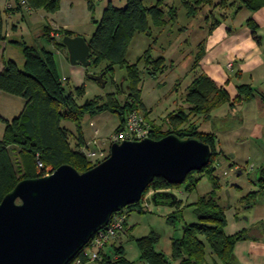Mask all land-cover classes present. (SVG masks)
<instances>
[{"label":"trees","instance_id":"16d2710c","mask_svg":"<svg viewBox=\"0 0 264 264\" xmlns=\"http://www.w3.org/2000/svg\"><path fill=\"white\" fill-rule=\"evenodd\" d=\"M24 1L21 3L20 0H12L10 7L0 10V40L5 37V13L39 8H43L47 12H54L59 2V0ZM161 2L162 0H157V2L146 6L142 0H124L122 6H115L108 1L100 18L94 20L93 32L87 40L90 64L97 65L100 60H104L105 64L101 70L104 72L103 77L108 71L111 72L114 64L125 68V74L122 76L123 80H126L125 96L121 103L116 98L115 91L106 93L104 97L86 98L79 103L78 97L82 96V87L76 86L73 90L66 89L64 84L66 78L61 80L58 75L54 51L39 45H27L24 41L13 40L21 47L23 64L19 67L11 58L4 61L3 67L0 69V89L23 98L24 106L12 118L2 119L4 132L0 138V200L18 180L39 175L37 171H34L36 159H39L43 164L51 165L52 168L62 163H68L78 171H83L94 164L86 159L83 152L79 150V147L85 142L80 128L83 116H90L104 110L116 113L119 121L115 129L123 123L126 114L131 109H139L144 117H148V110L140 97L141 78L137 63H129L125 57L133 34L135 32L149 33L148 17L155 25L165 23ZM180 2L188 17L195 16L206 5H210V8L213 9L233 3H228L227 0H180ZM240 4L238 8L245 7L254 10L264 6V0H240ZM87 7L89 10L93 9L91 0H87ZM211 11L205 13L204 16L210 18ZM175 18V6H168V20L173 21ZM250 21L251 18L246 19L247 23ZM217 22V19L212 18L209 28H212ZM251 28L254 30V24L251 25ZM50 30L52 29L49 25H44L42 35L53 39L54 34L50 35ZM65 34L74 35L68 29L62 30L59 35ZM257 38L259 36L256 35ZM54 47L55 49H65L61 40L54 41ZM200 53L201 50L196 52L193 67L196 66ZM142 57L145 72L149 76L153 77L161 71L164 62L162 56L152 57L146 50ZM89 73H86L87 78H89ZM115 87L116 90H122V86L118 83ZM236 89L237 94L233 101L238 102L241 99L254 96L256 92L254 88L245 83L238 84ZM263 98L261 97V99ZM229 99L225 88L216 86L207 75L199 72L193 75L186 87L183 101L189 105L187 112L181 107L169 112L163 118L167 126L166 130H161V125H155L148 120L151 125L149 136L152 138H159L169 132H175L181 137H196L210 144L212 154L209 162L198 170L188 172L185 176L184 180H189L188 190L193 189L198 181V177L192 178V173L205 171L216 188L215 179L210 175V172L213 170L214 157L218 153L215 146L217 138L213 132L200 131L197 127L180 128V126L187 123L191 112L200 114L202 119L206 120L212 109ZM64 119L75 123V134L69 133L62 125L61 120ZM71 137L74 139L73 145L70 143ZM258 172L257 180L263 185L264 165L259 167ZM177 185L169 183L161 176H156L148 187L151 186L152 191H156L171 189ZM147 188L142 193V197ZM254 193L252 192L244 198L246 204L250 203ZM158 198L163 197L158 196ZM178 203L177 200L176 204ZM192 206L197 221L182 226L181 236L171 241L169 256L155 248L159 235L151 230L135 239L139 258L148 264H238L232 250L235 242L258 235L264 236L263 224H260L255 230L243 229L232 234H225L223 230L225 206L221 205L213 194L198 196ZM124 208L126 211L141 212L143 210L139 206V201L130 203ZM110 245L100 253V257L93 263L134 264L126 257L122 245L114 243ZM206 248L211 255L210 261L206 257ZM78 255L80 252L68 264H72ZM87 262L88 259L82 257L79 264Z\"/></svg>","mask_w":264,"mask_h":264},{"label":"rangeland","instance_id":"374dc122","mask_svg":"<svg viewBox=\"0 0 264 264\" xmlns=\"http://www.w3.org/2000/svg\"><path fill=\"white\" fill-rule=\"evenodd\" d=\"M108 1L115 6L124 4V0H91L93 9L89 10L87 0H59L57 9L54 12H47L43 8H39L31 16L28 13L24 14L23 17L21 15L16 16L18 20L16 28L8 34L11 38L24 41L27 45H39L55 51L54 41L61 40L62 35L60 36L59 34L64 29L70 30L75 35L91 36L94 29V20L100 18L102 10ZM142 2L148 6L157 2V0H142ZM232 2L240 3V0H232ZM171 5L175 6L178 16V19L175 18L173 21L168 20V6ZM210 7V5H206L195 16L188 18L184 13L180 0H162L161 8L165 23L155 25L148 17L149 33L138 32L132 37L129 51L126 53L125 58L129 63H137L141 78L139 84L141 88L140 97L148 110L147 119L155 123V125H161V130L167 129L163 118L169 112L178 107L183 108L186 112L188 111L189 105L183 101L187 82L189 81L187 71L190 69L192 55L196 51L198 41L203 35L198 27L204 23L202 21L205 19V13L212 10ZM220 11H224L223 7H220ZM218 16L217 14L216 17ZM46 24L52 29L50 31H55L56 35H53V39L42 35L43 27ZM178 44L183 47L181 50L184 49V51L174 60ZM146 50L152 57L162 56L164 58L161 71L153 77L145 72L142 56ZM4 53L5 55L8 54L21 67L22 53L18 45H10L5 49ZM187 54L191 55H188L187 59H185L183 55ZM56 57L59 61L58 55ZM177 58L182 59L179 60ZM104 62V60H100L97 65L83 66L81 64H71L68 60H64V64L58 72L65 76L64 84L67 90H73L76 86L82 87V96L78 97L79 103L86 98L104 97L106 93L111 91H115V96L120 103L123 101L126 80H121V78L125 74L124 67L114 64L111 72L108 71L104 75L106 83L102 87L97 81L86 77V73L89 72L99 73L104 66ZM120 81H122V90H116L115 85L119 84ZM262 96L264 97V88L255 92L252 97L241 99L240 102L242 103L238 107L230 108L229 104V106L221 104L217 108L218 110L212 111L211 118L205 122L201 121L202 117L200 114L191 112L187 123L182 124L180 128L197 127L200 131L207 132L211 130L218 132L220 130L219 126L220 128L225 126L226 130L232 127L228 129L231 132L230 140L229 138L223 139L222 148L221 144L219 147V141L216 140L215 146L218 153L214 157L213 170L210 172V175L215 179L216 188H214L212 180L205 173L206 171L201 173L194 172L192 173V178L198 177V181L193 189H187L189 184L187 179L172 187V192L177 196L179 203L169 206L154 204L150 199L152 188L149 186L144 196L139 200V206L143 210L141 212L136 210L126 211L127 223L125 232L110 244L122 245L125 249L126 257L133 261L134 264H148L139 258L135 239L152 230L159 235L155 248L167 256L171 251L172 239L181 236L182 226L197 221L192 203L200 195L213 194L221 205L224 202H228L227 207H225L227 208L225 213L236 212L238 216L247 217L250 214L252 215L254 207L245 208L244 198L254 191L253 185L257 181L255 180L256 170L262 162L260 143H262L263 139H253L243 135L245 133L243 130L244 126L248 127L247 124L264 110V101L260 98ZM137 110L143 114L139 109ZM243 115H245V120L241 118ZM257 118L260 121L262 120L261 116ZM118 121L119 118L116 113L104 110L90 116H83L80 121V128L85 137H98L99 147L109 152L106 139L115 130V125L118 124ZM61 123L69 133L75 134L76 125L73 121L64 119L61 120ZM220 142H222L221 139ZM70 143L74 144L72 137L70 138ZM227 151L234 154V162L242 168L241 173L235 174L233 171L234 167H232L234 165L229 167L226 159L228 155L224 153ZM34 171H36V163L34 164ZM253 198L249 202H252ZM110 244L107 248L111 246ZM86 264L95 263L88 261Z\"/></svg>","mask_w":264,"mask_h":264},{"label":"water","instance_id":"95a60500","mask_svg":"<svg viewBox=\"0 0 264 264\" xmlns=\"http://www.w3.org/2000/svg\"><path fill=\"white\" fill-rule=\"evenodd\" d=\"M61 42L71 64H90L82 35L65 34ZM103 74L88 77L102 87ZM211 154L210 144L169 132L112 142L108 155L83 171L62 163L48 174L18 180L0 200V264H68L112 213L141 199L154 177L179 184ZM150 199L172 206L177 196L156 190Z\"/></svg>","mask_w":264,"mask_h":264},{"label":"crops","instance_id":"0c3cea01","mask_svg":"<svg viewBox=\"0 0 264 264\" xmlns=\"http://www.w3.org/2000/svg\"><path fill=\"white\" fill-rule=\"evenodd\" d=\"M11 2L12 0H0V10H4L6 7H8V4H11ZM229 2H232V0H228V3ZM239 5L241 4L236 2L224 6L223 12L220 11V7L217 6L212 9L209 15L210 18H206L204 16L205 19H203L202 21L204 23L199 25L198 27L203 35L200 38V41H198L196 51L192 55L193 58L190 64V69L189 71H187V74L189 75V81L187 82V85L191 81L194 74L202 72L207 75L216 86L225 88L230 99L229 101L222 103V105H230V108L238 107V105L242 103L240 101H233V98L237 94L236 86L238 84H249L256 90V92L264 88V6H260L259 8L252 10L245 7L238 8ZM36 10L38 9H23L22 12L11 11L10 13H5V37L4 39L0 40V69L3 67L4 61L11 58L10 56H8V54L5 55V49L13 44H16L20 47L18 43L13 41L16 39L11 38L8 34L11 33L14 28H16V23H18L16 16L21 15L23 17V15L27 13L31 16ZM199 12L200 10L198 11V13ZM217 14L219 15L218 17H216ZM212 18L217 19L218 22L212 28H209V23ZM247 18H251V21L249 23L246 22ZM176 19H178L177 14ZM250 24H254V30L251 28ZM51 34H54V36L56 35L55 33H53V31H50V35ZM256 35L259 36V38L256 39ZM83 37L88 40L90 36ZM130 43L128 45L126 53H128L129 51ZM182 48L183 47H180L179 44L176 46L174 60H176V57H179L182 54V51H184V49L181 50ZM54 50L57 71H60L61 66L64 64V60H68L67 51L66 48L64 50ZM199 50H201L199 60L197 61L196 66L193 67L194 56ZM57 55L60 58L59 61L57 60ZM188 55L191 54L183 56H185V59H187ZM177 59L181 60L182 58ZM16 64L19 66L17 62ZM58 75L60 78L65 77L61 72H58ZM122 79L123 77L121 78V80ZM121 82L122 81L119 82L120 86H122ZM261 100L264 101V98ZM23 106V98L0 89V138L3 136L4 132V122L2 119H10L13 116L17 115L22 110ZM218 107L219 106L210 111L209 117L206 120H209L211 118L212 111L217 109ZM145 108L147 109L146 105ZM260 116L262 117L261 121L257 118ZM257 117H255L249 124H247L248 127L244 126L245 128L243 132L245 133L243 135H247L248 137L253 139H263L262 143H260L262 155V162L260 166H262L264 165V110ZM241 118L242 120H245V115H243V117ZM206 120L201 119L202 122H205ZM116 126L117 125H115V127ZM231 128L232 127H229L228 129ZM219 129L220 130L218 132H214L211 130L208 132H213L216 135V138L219 141V147L221 144L222 148V145L224 143L223 139L229 138L230 140L231 132L228 129L226 130L225 126L224 128H220L219 126ZM83 137L86 141L91 136L85 137L83 135ZM220 139L222 140V142H220ZM224 153L225 155H228L226 156V159L228 161L229 167L231 165H234L232 167H234L233 171L235 172V174L241 173L242 168H240L239 165L234 162V154H231L228 151ZM260 166H258L256 170L257 172L255 174V180H257L258 178V170ZM253 188V192H255L253 195V201L249 204H246L244 202L245 208L254 207L252 215L250 214L248 217L243 215L238 216L236 212L225 213L227 208L224 209L225 225L223 227V230L225 234H232L243 229L255 230L260 224L264 225V184L261 185V183H259L257 180L255 185H253ZM168 190L172 191V189ZM227 203L228 202H224L225 205H223L227 207ZM232 250L238 264H264V236L258 235L254 236L253 238L238 240L235 242ZM169 254H167V256H169ZM206 257L207 260L210 261L211 255L208 249L206 250Z\"/></svg>","mask_w":264,"mask_h":264},{"label":"built area","instance_id":"2783aa9c","mask_svg":"<svg viewBox=\"0 0 264 264\" xmlns=\"http://www.w3.org/2000/svg\"><path fill=\"white\" fill-rule=\"evenodd\" d=\"M24 3V0H20ZM10 5L8 4V7ZM65 77H61L64 80ZM151 130L150 122L143 114L137 109L129 111L123 123L115 130L111 132L107 140V150L112 142H120L125 139H140L144 136H148ZM79 150L83 152L86 159L94 164L104 159L108 151H104L98 145V137L93 136L86 140L83 145L79 147ZM53 170L51 165L43 164L39 159H36V171L39 175L48 174ZM127 223V213L123 207L121 210L111 214L107 224L97 230L85 246L79 251L80 255L72 261V264H79L82 257L88 259V261H94L100 257V253L104 251L107 246L114 241L117 237L125 232V226Z\"/></svg>","mask_w":264,"mask_h":264},{"label":"bare ground","instance_id":"6f19581e","mask_svg":"<svg viewBox=\"0 0 264 264\" xmlns=\"http://www.w3.org/2000/svg\"><path fill=\"white\" fill-rule=\"evenodd\" d=\"M149 136V135H148Z\"/></svg>","mask_w":264,"mask_h":264}]
</instances>
